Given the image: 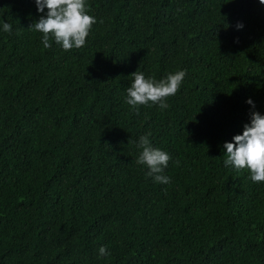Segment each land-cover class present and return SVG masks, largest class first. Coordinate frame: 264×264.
I'll return each instance as SVG.
<instances>
[{
    "label": "trees",
    "instance_id": "1",
    "mask_svg": "<svg viewBox=\"0 0 264 264\" xmlns=\"http://www.w3.org/2000/svg\"><path fill=\"white\" fill-rule=\"evenodd\" d=\"M85 6L96 23L64 51L30 28L46 8L0 0V264H264V181L223 147L264 115V4ZM136 71L185 77L168 108H133ZM142 136L168 184L136 163Z\"/></svg>",
    "mask_w": 264,
    "mask_h": 264
},
{
    "label": "clouds",
    "instance_id": "2",
    "mask_svg": "<svg viewBox=\"0 0 264 264\" xmlns=\"http://www.w3.org/2000/svg\"><path fill=\"white\" fill-rule=\"evenodd\" d=\"M264 4V0H259ZM37 11L47 13L41 16L30 28L42 33L44 48L51 46L50 39L60 45L64 51L81 48L92 25L96 23L93 16L86 13L85 0H35ZM102 23V21H101ZM238 28L242 25H237ZM11 25L3 24V31L9 32ZM133 81L127 89L126 103L133 108L151 102L159 104L161 109L169 107L164 102L166 97L174 96L185 77L184 71L170 73L165 79L155 81L146 79L142 72L131 74ZM247 103L252 104L251 100ZM138 147L142 149L136 163L146 165L147 175L152 176L158 183L168 184L170 178L162 175L168 165L170 156L165 151L155 149L150 145L148 136L140 137ZM226 149L225 166L237 170L247 169L253 182L264 181V115L258 112L251 114L250 124L244 126L242 134L235 135L233 142L223 145ZM101 256L108 255L104 247L99 249Z\"/></svg>",
    "mask_w": 264,
    "mask_h": 264
}]
</instances>
